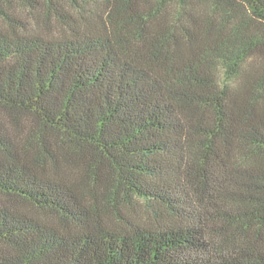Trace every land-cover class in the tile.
Segmentation results:
<instances>
[{
	"label": "trees",
	"instance_id": "obj_1",
	"mask_svg": "<svg viewBox=\"0 0 264 264\" xmlns=\"http://www.w3.org/2000/svg\"><path fill=\"white\" fill-rule=\"evenodd\" d=\"M0 264H264V0H0Z\"/></svg>",
	"mask_w": 264,
	"mask_h": 264
},
{
	"label": "rangeland",
	"instance_id": "obj_2",
	"mask_svg": "<svg viewBox=\"0 0 264 264\" xmlns=\"http://www.w3.org/2000/svg\"><path fill=\"white\" fill-rule=\"evenodd\" d=\"M19 13L22 14V20L25 21L27 23V25L33 27L35 26V24H37V22L39 23V25L41 26L42 24L46 23L49 19L46 11L44 10V8L40 11L41 16L38 17V13L34 11H32V9L28 8V7H19ZM38 17V18H37ZM259 59H254L252 62H250V65H252L253 67L258 66L259 64Z\"/></svg>",
	"mask_w": 264,
	"mask_h": 264
}]
</instances>
